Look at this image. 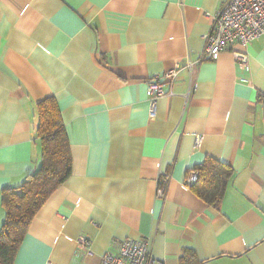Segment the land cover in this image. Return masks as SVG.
<instances>
[{"label":"crops","instance_id":"obj_1","mask_svg":"<svg viewBox=\"0 0 264 264\" xmlns=\"http://www.w3.org/2000/svg\"><path fill=\"white\" fill-rule=\"evenodd\" d=\"M221 4L0 0V226L3 188L40 161L39 101L56 98L72 155L13 264H101L128 236L166 264L186 247L203 264H264V34L203 58ZM176 65L150 114L148 81ZM207 156L233 169L218 205L188 182Z\"/></svg>","mask_w":264,"mask_h":264},{"label":"trees","instance_id":"obj_2","mask_svg":"<svg viewBox=\"0 0 264 264\" xmlns=\"http://www.w3.org/2000/svg\"><path fill=\"white\" fill-rule=\"evenodd\" d=\"M35 132L40 139V161L23 181L2 190L4 219L0 226V264H13L18 248L32 219L50 194L71 174L72 155L66 126L55 97L37 103ZM195 192L212 205L224 198L233 169L218 159L207 156L195 167ZM179 264H203L192 247L179 255Z\"/></svg>","mask_w":264,"mask_h":264},{"label":"built area","instance_id":"obj_3","mask_svg":"<svg viewBox=\"0 0 264 264\" xmlns=\"http://www.w3.org/2000/svg\"><path fill=\"white\" fill-rule=\"evenodd\" d=\"M221 6L213 15L212 29L206 37V46L203 58L217 59L222 51L228 49L233 43L244 45L264 34V0H221ZM236 63L239 67L250 71V57L247 51L235 52ZM202 59V58H201ZM192 61L186 64L191 66ZM176 65L162 75H154L148 81L149 111L154 115L158 99L169 93L166 85H173L179 68ZM201 136H196V144ZM198 177V171L192 170L188 182L192 184ZM167 179L162 182L158 192L162 194L167 185ZM90 238L80 235L79 247L86 253H91ZM151 239L141 237H125L117 242V250H108L102 255L101 264H166L164 260L152 255Z\"/></svg>","mask_w":264,"mask_h":264}]
</instances>
